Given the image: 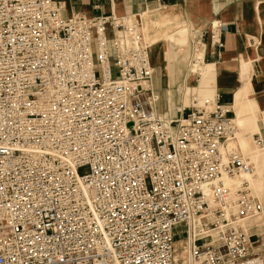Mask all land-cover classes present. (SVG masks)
Returning <instances> with one entry per match:
<instances>
[{
	"label": "built area",
	"instance_id": "obj_1",
	"mask_svg": "<svg viewBox=\"0 0 264 264\" xmlns=\"http://www.w3.org/2000/svg\"><path fill=\"white\" fill-rule=\"evenodd\" d=\"M153 12L0 0V264H264L263 199L225 183L255 171L235 112L218 95L160 111Z\"/></svg>",
	"mask_w": 264,
	"mask_h": 264
},
{
	"label": "crops",
	"instance_id": "obj_2",
	"mask_svg": "<svg viewBox=\"0 0 264 264\" xmlns=\"http://www.w3.org/2000/svg\"><path fill=\"white\" fill-rule=\"evenodd\" d=\"M57 1L63 4L65 17L77 12L87 15L114 13L126 16L154 10L151 13L153 19H157L160 13L169 15L168 26L174 22L177 24L174 20L177 18L178 25L171 34L178 36L173 38L171 34L165 35L169 41L166 46L164 41L167 40L157 36L151 48L155 87L162 101L161 112L167 110V98L170 114L181 101L183 103L184 99L180 97L186 86L183 94L186 103L190 102V91L199 90L204 97L215 93L223 104L232 107L235 94L244 87L249 78L258 90V96L264 98V0ZM215 24L226 27L222 49L210 42L209 35ZM185 25L189 30L207 33L200 74L191 72V60L189 65L177 50L179 45L187 43V34L184 32L188 29ZM244 66L249 71L243 72ZM195 74L199 76V80L195 78Z\"/></svg>",
	"mask_w": 264,
	"mask_h": 264
},
{
	"label": "bare ground",
	"instance_id": "obj_3",
	"mask_svg": "<svg viewBox=\"0 0 264 264\" xmlns=\"http://www.w3.org/2000/svg\"><path fill=\"white\" fill-rule=\"evenodd\" d=\"M162 20H168V16L161 15L160 13V17L157 18L155 21H152L151 18H147L146 29L151 32L153 28L157 27L161 23ZM150 24H151V27L149 28ZM193 54H194V57H192V60H191L192 65L190 63L191 71L193 73L200 74V71L202 70L200 63L202 62V59H203V48L197 49ZM245 65L247 66V64ZM246 66H244L243 72L249 71L247 70ZM258 93L259 92L256 89V87H254L253 82H251V80L248 79V82L244 85V87L239 89L237 93L235 94L234 104L232 107L236 114L235 122L237 123L239 130L244 128L247 125L248 127L249 125H251L259 129L260 127V121L258 120L259 115L264 121V98L258 96ZM231 146L238 147L240 150H242L246 156H248L252 161H254L256 166H255L254 173H242L241 175L237 177H227L225 179L226 185L231 186V187H236L243 180H247V178H252V175H254L255 179L259 182L260 191L262 192V190L264 189V147L255 148L251 143V135H249L245 131L240 132L239 138L237 141L234 139L232 140ZM259 163H261V167ZM240 178H246V179H242L239 182ZM248 181L251 183V185L253 184L250 180ZM259 221H263L262 224H264V215L255 220V222H259Z\"/></svg>",
	"mask_w": 264,
	"mask_h": 264
},
{
	"label": "rangeland",
	"instance_id": "obj_4",
	"mask_svg": "<svg viewBox=\"0 0 264 264\" xmlns=\"http://www.w3.org/2000/svg\"><path fill=\"white\" fill-rule=\"evenodd\" d=\"M159 15V14H158ZM163 15V14H162ZM165 16H169V15H167V14H165ZM160 16H158V18H159ZM156 19H154V20H152V21H155ZM175 21H176V23L177 24H172L171 26H168V24H169V22H168V20H162L161 21V23L157 26V27H159V35H153V36H150L149 38H152L151 40L152 41H156V39H157V36H160L161 38H165L166 39V36L165 35H167V34H171V33H173L174 31H175V26H177L178 25V20H177V18L176 19H174ZM150 23H151V21H150ZM168 26V27H167ZM186 26V25H185ZM151 27V24L149 25V28ZM161 27V28H160ZM186 28L188 29L187 31H185L184 32V34H187V43L186 44H184V45H179L178 46V48H177V50H178V52H179V54H181L184 58H185V60L187 61V63L190 65V60L192 59V55H193V53L196 51V49H195V47H194V45L192 44V40H191V36H190V30H189V27L188 26H186ZM154 29V28H153ZM146 32L148 33V30L146 29ZM183 34V35H184ZM172 35V37L173 38H175L176 36H178V34H175V35H173V34H171ZM182 35V34H181ZM167 41H164V46H166L167 44H168V39H166ZM170 40V39H169ZM199 49V48H198ZM205 50L206 49H204V53H205ZM116 71V68L114 67V72ZM99 74V73H98ZM195 78L197 79V80H199V76L197 75V74H195ZM249 79V78H248ZM186 89H187V86H186V88L184 89V93H185V91H186ZM183 93V94H184ZM183 94H182V97H180V99H184V101H183V103H182V101H181V103L180 104H178L177 106H180V105H188V104H190L191 103V100H192V98H193V96H196L197 98H198V100L200 101V104L202 103V101H204L206 98H213L214 97V94L215 93H213V95H211V96H207V97H204V95H203V93H201L199 90H194V91H190V95H189V97H190V102L189 103H186V101H185V97L183 96ZM160 96V95H159ZM172 98V97H171ZM169 98H167V110H166V112H163V113H165V114H170V109H169V105H168V100ZM162 104V101H161V97H159V107H161V104ZM176 106V107H177ZM173 107V106H172ZM161 109V108H160ZM173 113L172 114H176V108H175V110H173L172 111ZM259 115V114H258ZM235 116H236V114H235ZM259 121H260V127H259V129H257V128H255L254 126H251V125H249V127L251 128H249L248 127V125L247 126H245L244 128H242V129H240L239 130V128H238V130H237V134H236V139H234V140H238V138H239V134H240V132L241 131H245V132H247L249 135H251V143H252V145L255 147V148H262V147H264V121L262 120V118L260 117V115H259V119H258ZM237 124V123H236ZM246 128V129H245ZM248 128V129H247ZM253 133V134H252ZM258 136H260L261 138H262V143L263 144H261V145H259L258 144V142H257V137ZM255 141H256V143H255ZM238 148V147H237ZM242 151V150H241ZM243 152V151H242ZM251 160V159H250ZM252 161V160H251ZM253 163H254V161H252ZM255 164V163H254ZM259 165H260V167H261V163H259ZM255 166H256V164H255ZM256 169H257V167H256ZM256 172H257V170H256ZM257 176V175H256ZM242 179H246V178H240L239 179V182L242 180ZM247 180H250L253 184H252V186H253V190L259 195V196H261V198L263 199V202H264V189L262 190V192L260 191V187H259V182L255 179V176L254 175H252V178H247ZM261 223H263V221H260ZM183 235L181 234V233H178L177 234V238H181ZM178 264H180V263H178Z\"/></svg>",
	"mask_w": 264,
	"mask_h": 264
}]
</instances>
